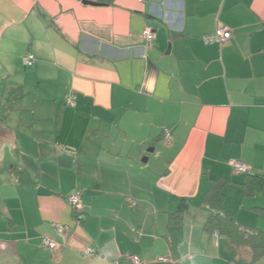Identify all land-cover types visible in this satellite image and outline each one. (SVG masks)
I'll list each match as a JSON object with an SVG mask.
<instances>
[{"label":"crops","instance_id":"1","mask_svg":"<svg viewBox=\"0 0 264 264\" xmlns=\"http://www.w3.org/2000/svg\"><path fill=\"white\" fill-rule=\"evenodd\" d=\"M130 255L264 264V0H0V261Z\"/></svg>","mask_w":264,"mask_h":264},{"label":"built area","instance_id":"2","mask_svg":"<svg viewBox=\"0 0 264 264\" xmlns=\"http://www.w3.org/2000/svg\"><path fill=\"white\" fill-rule=\"evenodd\" d=\"M143 35H144V39L148 43H151L155 39V33L150 28H146L143 32ZM231 37H232V31L230 30V28L224 27V26H219L214 33L203 35V39L207 43H212V42L223 43L227 41L228 39H230ZM23 62L25 65H31L34 62V58L32 56L24 57ZM75 99H76V96L71 94L70 96H68L66 103L72 105L75 103ZM166 137L167 139L169 138L168 133L166 134ZM233 165L237 171L251 172V168L241 161H234ZM79 200H80L79 195H74L69 198L70 204H72V206L76 209V213H77L76 219L78 222H81L84 219V214L81 212V210H78ZM42 244L43 246L52 248V249L57 247V243L49 236L43 237ZM86 253L92 254L93 250L88 249ZM128 259H129V264H143V261L138 256L130 255ZM158 260L167 261L168 258L161 256L158 258ZM115 264H121V263L115 262Z\"/></svg>","mask_w":264,"mask_h":264},{"label":"trees","instance_id":"3","mask_svg":"<svg viewBox=\"0 0 264 264\" xmlns=\"http://www.w3.org/2000/svg\"><path fill=\"white\" fill-rule=\"evenodd\" d=\"M249 173H252L249 172ZM224 192L222 183L215 181L210 188L205 203L210 207V215L207 221L206 229L208 231H217L228 234L233 241L240 238V234L244 231L239 228L234 216L227 213L223 207Z\"/></svg>","mask_w":264,"mask_h":264},{"label":"rangeland","instance_id":"4","mask_svg":"<svg viewBox=\"0 0 264 264\" xmlns=\"http://www.w3.org/2000/svg\"><path fill=\"white\" fill-rule=\"evenodd\" d=\"M0 264H7V262L1 260V261H0Z\"/></svg>","mask_w":264,"mask_h":264}]
</instances>
